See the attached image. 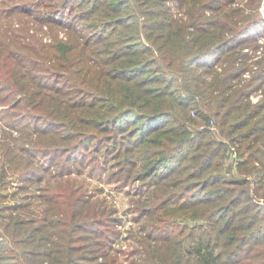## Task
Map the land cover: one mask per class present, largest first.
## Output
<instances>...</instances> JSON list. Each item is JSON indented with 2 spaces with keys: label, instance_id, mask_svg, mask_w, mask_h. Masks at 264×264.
I'll list each match as a JSON object with an SVG mask.
<instances>
[{
  "label": "trees",
  "instance_id": "trees-1",
  "mask_svg": "<svg viewBox=\"0 0 264 264\" xmlns=\"http://www.w3.org/2000/svg\"><path fill=\"white\" fill-rule=\"evenodd\" d=\"M56 2L49 24L67 36L54 43L4 11L0 264H264V13L234 0ZM99 172L136 185L124 238L85 180ZM16 185L37 195L11 203Z\"/></svg>",
  "mask_w": 264,
  "mask_h": 264
},
{
  "label": "rangeland",
  "instance_id": "rangeland-1",
  "mask_svg": "<svg viewBox=\"0 0 264 264\" xmlns=\"http://www.w3.org/2000/svg\"><path fill=\"white\" fill-rule=\"evenodd\" d=\"M235 4L233 6L237 7L239 5L243 6L246 3L251 4L252 6L249 7V11L246 12L247 16L255 15L252 13L258 14L259 12L261 14L264 13V7L261 5L259 9H257V0H234ZM41 3L42 6H40L37 3ZM56 0H0V34L3 33L2 30H4L7 26L5 24L7 23L6 15L4 14V11L7 10H13L17 9V12L14 13L13 18V25L15 29H18L23 26L21 22L23 20H29V26L33 29L31 33H34L37 35L38 38L43 39L46 43H54L57 39L65 40L66 39V31L60 30V28H56L52 24H49V17L51 14L48 12L55 13L56 6ZM264 4V0H263ZM167 6L171 8V11L174 15H177L178 17H181L182 10L180 9L179 5L176 2L169 1L167 3ZM30 8V9H29ZM251 9V10H250ZM253 9V10H252ZM181 11V12H180ZM183 12H185L183 10ZM49 14V15H48ZM43 17L45 25L39 24L35 22L36 17ZM251 16V17H253ZM250 17V18H251ZM41 21V20H40ZM262 25V24H261ZM257 25L258 28L264 27V25ZM38 32V33H36ZM259 43L264 45V38H261L259 40ZM250 50H246L249 52L250 60H248V63L250 64V67L253 69H256L255 62L256 57L263 56V53H257L255 52V49L249 48ZM263 49V48H262ZM262 52V51H261ZM258 58V59H259ZM248 80V79H246ZM262 91H257L253 96V101L257 102L262 99ZM4 127V126H3ZM2 127V128H3ZM2 155L0 153V165H2L3 158H1ZM230 162V161H229ZM231 163V162H230ZM1 168V167H0ZM88 171V170H87ZM235 174V173H234ZM100 172L96 173V176H94L95 179H89L88 175L85 177L86 181L90 183V190L93 191V193H100V195L107 199L108 205L111 207H114L118 210V213L116 214V217L120 220H122L123 226L119 227L118 229L122 231V237H126L128 235V232L130 230V227H136L137 224L134 223V211L132 210V205L134 201L137 199L136 197V191L135 187L136 185H131L129 187H119L116 183L109 184L107 176H103L102 179H99ZM236 175L240 176L238 172H236ZM106 178V180H105ZM84 179V178H83ZM11 192L19 191L18 195L16 196L15 200L9 199L11 203H20L27 197H35L37 195L36 187L30 188V190L22 191L20 190L19 186H12ZM23 199V200H22ZM123 246V251H130V241H122L121 243H118L117 247Z\"/></svg>",
  "mask_w": 264,
  "mask_h": 264
},
{
  "label": "built area",
  "instance_id": "built-area-1",
  "mask_svg": "<svg viewBox=\"0 0 264 264\" xmlns=\"http://www.w3.org/2000/svg\"><path fill=\"white\" fill-rule=\"evenodd\" d=\"M247 77H249V76L247 75ZM211 130H213V131H217L218 130L217 127H216V125H215V123H213V122H212Z\"/></svg>",
  "mask_w": 264,
  "mask_h": 264
}]
</instances>
